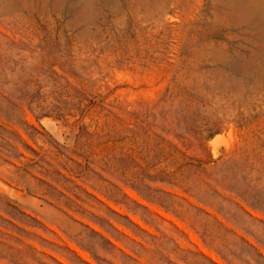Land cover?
Segmentation results:
<instances>
[{"label": "rangeland", "instance_id": "obj_1", "mask_svg": "<svg viewBox=\"0 0 264 264\" xmlns=\"http://www.w3.org/2000/svg\"><path fill=\"white\" fill-rule=\"evenodd\" d=\"M0 264H264V0H0Z\"/></svg>", "mask_w": 264, "mask_h": 264}]
</instances>
